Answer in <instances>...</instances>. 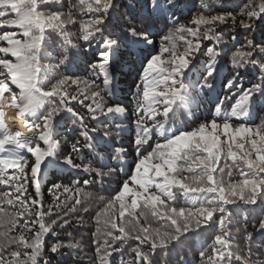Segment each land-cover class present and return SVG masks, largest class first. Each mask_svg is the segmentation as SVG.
Here are the masks:
<instances>
[{"label": "snow or ice", "instance_id": "1", "mask_svg": "<svg viewBox=\"0 0 264 264\" xmlns=\"http://www.w3.org/2000/svg\"><path fill=\"white\" fill-rule=\"evenodd\" d=\"M187 6L188 0H0V264H52L72 252V264H83V238L67 229L86 224L92 202L102 206L87 264H114L116 255L131 257L119 264H157L193 237H202L196 258L180 254L176 264H264L249 216L238 225L229 207L237 215L240 204L259 209L251 223L264 237V119L256 122L264 112V0L231 7L222 0L218 9L214 0H198L185 23L177 13ZM134 51L140 71L130 130L128 106L106 97ZM222 61L231 65L228 94L210 119L177 126V111H191L200 93L214 89ZM78 62L87 67L84 77L72 71ZM69 124L82 139L61 152L57 137ZM113 127L130 132L128 147L112 136ZM133 153L131 172L118 179ZM49 168L90 178L51 182L46 202ZM106 183L118 187L103 189ZM97 184L107 197L86 191Z\"/></svg>", "mask_w": 264, "mask_h": 264}, {"label": "trees", "instance_id": "2", "mask_svg": "<svg viewBox=\"0 0 264 264\" xmlns=\"http://www.w3.org/2000/svg\"><path fill=\"white\" fill-rule=\"evenodd\" d=\"M217 5V9L220 6L222 0H214ZM231 7L234 4H242L246 2V0H223ZM198 8V0H188V6L183 9V14L177 13L181 22H188V19L195 14ZM226 32H239L241 31L239 28L232 29L231 27L225 26ZM226 40L228 36L225 35L224 37ZM208 44L209 47H212L213 44L209 42H205ZM216 51H221V46L216 45ZM199 60L201 64L207 61L208 54L206 50L204 51L203 55H199ZM220 57H218L219 59ZM79 67H73L72 71H74L77 75L84 77L88 74L87 67L84 63L78 62ZM221 68L220 74L217 79L213 80L215 87L213 90L205 89L204 92L200 93L199 97H197L196 103L192 106L191 111L180 109L177 111L176 115V124L177 126H183L185 128H190L195 126L194 122H199L200 120H204L206 118L210 119V112L215 107V102L218 98H223L225 95L228 94V89L225 87L226 84V77H229V69L231 68L230 64H225L223 61L219 65ZM139 71H140V64L138 63V54L134 51L131 55L125 57L124 65L117 71L114 79V83L112 86L113 96L106 97L109 102L112 101H119L123 103L125 106H128V119L124 121L126 125L129 126L130 130H134L133 126H131V112H132V104L134 101L133 92H134V82L139 78ZM243 75V72L241 73ZM97 83L102 84V77L97 80ZM245 86H249L248 78L245 77L244 79ZM198 105V106H197ZM86 111V110H83ZM260 119H264V112H260L259 116L257 117L256 122L259 123ZM119 122V121H117ZM112 136L114 138L118 137L119 143H122L124 147H128V143L131 139L130 132H120L119 129L113 127ZM61 142V152H66L70 150L71 144L75 142L76 139H82L80 136V131L77 130L74 132L72 131V127L69 124L68 127H63L57 137ZM129 152L131 153L132 150L129 148ZM150 150V149H149ZM135 159V155L130 154L128 155L125 160L126 163L121 164L120 167L124 168V173L118 177V179L123 180L126 178L125 173H130L133 167V161ZM115 165V162H113ZM82 178H90L87 173L78 172L77 170H61L58 168H49L46 174V184H45V199L46 202H50L52 197L47 192V187L50 186L51 182L61 183V184H70L72 181L81 180ZM118 187L115 183H106L103 186V189H116ZM101 188V185L97 184L94 188L89 186L86 188V191L92 192L93 195H104L107 197L109 195L108 191H105ZM82 195V194H81ZM97 202H92V207L88 214H85L86 224L82 227H70L67 231H71L73 235L77 239L83 238V251L79 253L81 257H83V264H87L88 258L93 255L94 252V245L92 244V236L91 232L94 231V220L93 217L95 213L100 210V207ZM234 211V223L241 225L243 222V218L245 216H249L250 222L248 223V231L254 233V244L260 245L264 244V237L260 236V234L255 233V230L252 227L251 221L255 218L256 214L259 212V209L256 212H250L249 206L240 204L238 208V215L236 214L237 207L236 206H229ZM207 235V234H205ZM61 238H64V234L61 233ZM49 242H51L54 238L49 236L45 238ZM202 237H193V242L191 245H185L181 249H178L176 253H173L169 257H164L163 255L157 257V264H163L164 259L169 261V264H176V260L178 255L187 253V258L189 260H193L196 258V253L200 248ZM191 249V250H190ZM254 247V251H255ZM51 255V254H50ZM76 258V253H70L68 258L62 256H55L52 259V264H72V260ZM128 260L131 259L129 255H125L121 257L120 255H116L114 259V264H119L120 260Z\"/></svg>", "mask_w": 264, "mask_h": 264}, {"label": "bare ground", "instance_id": "3", "mask_svg": "<svg viewBox=\"0 0 264 264\" xmlns=\"http://www.w3.org/2000/svg\"><path fill=\"white\" fill-rule=\"evenodd\" d=\"M20 123L21 121L17 119L14 123L10 124V127H12L13 130H16L20 126Z\"/></svg>", "mask_w": 264, "mask_h": 264}]
</instances>
